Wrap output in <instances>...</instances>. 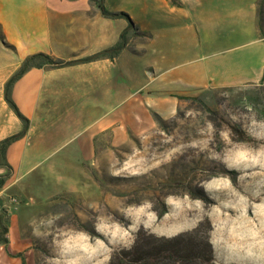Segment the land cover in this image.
Segmentation results:
<instances>
[{"label":"rangeland","instance_id":"obj_1","mask_svg":"<svg viewBox=\"0 0 264 264\" xmlns=\"http://www.w3.org/2000/svg\"><path fill=\"white\" fill-rule=\"evenodd\" d=\"M139 31L142 51L152 33ZM153 117L124 138L107 129L91 151L75 137L48 186L11 196L33 264H264V84L182 97L174 116Z\"/></svg>","mask_w":264,"mask_h":264},{"label":"crops","instance_id":"obj_2","mask_svg":"<svg viewBox=\"0 0 264 264\" xmlns=\"http://www.w3.org/2000/svg\"><path fill=\"white\" fill-rule=\"evenodd\" d=\"M105 6L127 12L152 37L139 51L132 29L113 60L29 68L9 94L26 126L5 91L24 60L38 53L65 61L90 57L115 45L128 21L104 17L91 0H0V141L25 129L5 154L13 170L0 189V210L8 216L0 264H33L11 196L29 199L36 187L48 186L75 137L79 151H91L107 129L119 139L124 129L152 127L154 114L174 116L182 97L264 84L257 0H105ZM149 71L154 75L145 79ZM38 168L37 180L20 183ZM7 173L0 165V176Z\"/></svg>","mask_w":264,"mask_h":264},{"label":"trees","instance_id":"obj_3","mask_svg":"<svg viewBox=\"0 0 264 264\" xmlns=\"http://www.w3.org/2000/svg\"><path fill=\"white\" fill-rule=\"evenodd\" d=\"M94 2L99 9L100 13L107 18H123L128 21V27L124 29V31L121 33L120 40L113 45L112 47H109L105 50H102L90 57L80 59V60H74V61H65L62 59L54 58L50 55L44 54V53H38L35 55H32L24 60L22 65L20 66L19 70L12 76V78L7 82L6 84V100L10 104V106L15 110V112L18 114V116L22 119V121L26 124H28V120L19 112L17 106L15 103L12 101L10 98V90L13 85V83L22 75L24 74L29 68L32 66H49V67H64L70 64L78 63V62H87V61H92L96 60L99 58H110V59H115L120 55V53L128 46L129 44V32L133 29L134 31H138V33L148 36L146 33H142L139 31L138 26L132 21L130 15L125 12V11H110L106 8L105 6V0H91ZM174 3L176 0H172ZM257 21H258V26L260 28V31L263 32L264 28V0H257ZM188 98V97H184ZM25 133V129L21 131L20 133H17L15 135H12L10 137L5 138L4 140L0 141V165L6 167L8 169V173L0 176V189L2 186L5 184L6 180L10 177L12 173V167L6 162L5 160V154L7 151L8 146L14 142L15 140L21 138ZM0 227H1V232L2 237H0V242L6 243L7 238L5 237L6 232L8 231L7 225L3 224L1 222L0 218ZM170 242V241H168ZM159 255V254H158ZM166 255V254H165ZM153 256L147 255L146 257ZM173 257V253H168L166 257ZM132 260V259H131ZM133 261V260H132Z\"/></svg>","mask_w":264,"mask_h":264}]
</instances>
